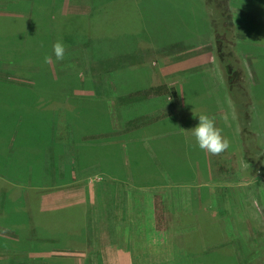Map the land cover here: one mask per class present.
<instances>
[{
  "label": "rangeland",
  "instance_id": "obj_1",
  "mask_svg": "<svg viewBox=\"0 0 264 264\" xmlns=\"http://www.w3.org/2000/svg\"><path fill=\"white\" fill-rule=\"evenodd\" d=\"M38 1L0 0L6 3L4 13L13 14L9 22L15 33L0 44V158L17 164L23 153L41 148L43 140L51 141L48 124L60 113L59 103L64 105L59 116H76L77 136L85 129L84 134H95L101 123L100 130L114 134L122 127L121 109L126 115L141 112L145 117L173 114L177 123L171 122L170 136L162 132L164 147L147 148L150 160L144 153L139 157L136 148L142 145L135 141H128L129 150L124 148L122 168L133 176H149L141 170L143 164L149 171L166 167L171 178L167 175L162 184L151 176L157 184L140 191L121 188L118 182L116 189L127 206V212H120L126 217L116 230L118 239L135 246V264H215L202 259L207 255L200 252L214 247L219 264V246L226 252L232 249L241 264H264V22L246 26L243 14L246 9L251 18L264 19V0H50L46 18L54 15V5L62 13L53 25H44V34L38 31L37 18L29 17L48 2ZM64 12L88 17H65ZM109 37L120 46L107 43ZM57 40L66 49L61 61L52 52ZM101 51L102 58L93 57ZM45 56L51 57L48 63ZM224 56L230 58L225 65L220 59ZM228 81L235 82L232 91ZM17 82L34 85H13ZM161 83L175 84L186 105L178 104L172 94L140 101L132 100V91L124 92L126 87ZM244 89L248 99L241 102ZM208 105L218 109L221 118L214 112V122L229 142L236 132L233 126L239 125L242 145L215 156L200 148H181L180 114L199 115ZM235 114L240 121L232 122ZM66 121L60 123L67 126ZM51 144L50 148L63 145ZM93 149V158L98 153L107 157V151ZM10 170L6 164L0 185L20 182L25 174ZM7 188L12 195L13 188ZM136 203L137 210L143 209L136 210L133 220ZM36 238L43 241V235ZM60 252L58 264L73 260L64 255L66 250ZM69 252L82 264L83 252Z\"/></svg>",
  "mask_w": 264,
  "mask_h": 264
},
{
  "label": "crops",
  "instance_id": "obj_2",
  "mask_svg": "<svg viewBox=\"0 0 264 264\" xmlns=\"http://www.w3.org/2000/svg\"><path fill=\"white\" fill-rule=\"evenodd\" d=\"M43 1L45 0H39L38 4L40 5ZM50 4V0H48L40 6V12L36 11L33 13L34 16L29 15V17L37 18L35 24L37 23L38 26L42 27L38 28L40 34H44V25L45 27L48 26L47 24L53 25L58 13H62L59 6L55 7L54 5V15L46 18L45 12H49L52 8ZM0 6V26L3 27H0L1 44L10 41L15 33L11 32L9 22L12 21L9 19L13 18V14L4 13L5 2H0ZM64 14L75 13L64 12ZM243 14L246 18V26L255 20L264 22V19L254 15L251 18L246 9ZM13 85L30 87L34 83L17 82ZM169 86L174 90L172 98L178 104L184 103V97L178 92L175 84H169ZM147 87L151 86L140 88ZM244 94L248 95L249 93L244 92ZM58 105L56 109L60 113L50 119L48 124L53 129V139L50 138L51 141L45 142L43 140L44 147L34 148L30 151V154L23 153L22 157L16 160L17 164L8 158H0L1 174L2 171L5 172L6 164L11 165L10 172L14 170L25 172L21 176L20 182L15 181L11 184L7 182L8 184L0 185V264H58L56 260L59 261L58 257L62 256L60 252L62 249L67 251L64 252L66 253L64 255L73 257V260L68 264H77V256H73L69 252L71 250H74L75 253L78 251L77 255L83 252L82 264H135V246L127 247L117 237L118 232L116 230H118V227L121 228V219L126 217L120 212H127V206L123 204V196H119V187L117 189L116 187L120 182L121 186H119L121 188L123 186H133L135 191H140L138 189L140 187L155 186L157 183L150 180L143 184L131 177L127 180V183L122 184L123 182L115 179L107 171L109 161L113 159L110 158V153L120 154L121 156L117 159V162H122L124 148L128 150V141H135L142 145V148H160V145L164 147L160 140L166 136H163L162 132L165 135L167 133V137L170 136V131L173 130L171 122H176V118L173 114H169V117L166 118H158V115L145 117L140 114L141 112H136V114L131 112L130 115H126L121 109L122 120L120 122L122 127L117 128L114 134L100 130L101 123L95 134H84L85 129L80 130L81 134L77 136L76 127L78 122L75 119L76 116L70 115L66 116L67 118L59 116L61 115V109L64 110V105L62 103ZM203 112L206 114L209 112V116L214 121L218 120L214 118V112H217V118H221L218 109L212 105H208ZM180 115L182 117L179 119L182 124L177 135L183 144L181 148H199L191 136V128L195 125L193 121L198 122V115L192 112ZM238 116V114H235L234 119H231L232 122H235V120L238 122L240 119V116L239 119ZM66 119L70 122L69 125L66 126V124L60 123L62 121L67 123ZM111 120L112 118L108 117V121ZM144 123L145 125L142 127ZM154 123L155 125H153ZM216 126L221 129L218 123H216ZM237 126L239 128L238 124L233 126L236 132L233 134L234 139L229 142V148H237V145H242ZM140 128L142 130H139ZM123 135L125 136L122 138ZM222 135L224 136L223 130ZM52 141H54V144L63 145L61 148H50ZM5 148L11 147L5 146ZM92 148H101V150L107 151V157L105 158L102 153H98L93 158L94 149L92 150ZM137 148L136 150L140 156L142 149L138 151ZM6 154L9 157L10 153L6 152ZM2 167L3 170H1ZM121 170L124 171L125 168ZM32 174H34V177ZM7 187L13 188L12 195H9ZM136 205L137 203L135 206L133 204V216H130L133 220L137 216L135 214ZM139 205L142 207L143 203L139 202ZM61 210L65 211L58 212ZM140 210L137 211L140 212ZM118 211L120 215L117 213ZM79 219L83 227L77 228L76 225ZM37 227L40 228L37 230ZM62 227L68 229V238L61 245L58 244L59 241L55 237L58 235L59 230H62ZM80 233L84 234L82 242L70 239V235L75 236ZM41 235H43V241L36 238ZM86 246L91 247L90 252L85 249Z\"/></svg>",
  "mask_w": 264,
  "mask_h": 264
},
{
  "label": "trees",
  "instance_id": "obj_3",
  "mask_svg": "<svg viewBox=\"0 0 264 264\" xmlns=\"http://www.w3.org/2000/svg\"><path fill=\"white\" fill-rule=\"evenodd\" d=\"M73 16L75 18L76 17H80V16L88 17V16L83 15V14H65V17H73ZM218 28H219V26L216 27V31L218 33H220V30ZM90 38H95V37H90ZM109 39H110V37H109ZM112 41H115L120 46V44H119L120 41L117 42L116 38H112V39L108 40L107 43H111V45L115 44ZM222 42H225V41L222 40ZM100 54H102V51L100 53H98L97 55L93 56V57L100 59V58H102V56ZM119 54H121V53H119ZM220 59H222V62H223L224 65H225V63H227L230 60V58L228 56H226V57L224 56V57H222ZM75 75H76V77H78L77 74H75ZM232 83H235V82H231V81L227 82L228 87H229L228 90H230V91L233 90V84ZM127 86H129V84ZM239 87L242 88L241 86H239ZM126 88H128V89H126L124 92H126L128 90L132 91V92L128 93L130 97H133L132 100L140 99V101L143 100L144 97H146V98H154V97H158V96L160 97V96H164V95H168V94L174 93L173 88L170 87L166 83H161V84H157V85H154V86H151V87L133 89V90H130V88H133L132 86L131 87H126ZM244 91H246V89H244ZM246 93H247V91H246ZM141 96H142V98H141ZM247 98H248L247 95H245L244 92H243L242 99L241 98H239V99L242 102V100H246ZM130 103L131 102H129V103L125 102L124 104L129 105ZM246 132H247V130H245V134H246ZM141 149L142 150H141V154H140L139 157H141V155L144 153L143 157H145V158L150 160V154L148 152L149 150L147 148H141ZM128 150H129V148H128ZM114 152H115V150H114ZM110 154H111L110 158H113V159H112V161L111 160L109 161V166H108V170L107 171L111 174V176H113L115 179H117V180H119L121 182L129 180L131 177H133L135 180L140 181L141 183L145 184V182L151 180V179H149L151 176L156 175V178L161 180L162 184H165L167 179H168V178H166L167 175L169 176V178H171V174L166 169L165 166H164L165 169H159L158 167L154 166L153 168H150V171H149V169L145 168L143 166V164L141 165V170H143V172H145V173H149V176L148 177L147 176H142V175L133 176L132 172L130 170H126V169L124 171L121 170L122 167H123V163L122 162H117V159L121 156L120 154L119 155H117V153L113 154V152H111ZM160 157H162V154L160 155ZM181 157H183V156H181ZM156 161H157V159H156ZM114 165L118 167L116 170L113 169ZM154 183H156V182H154ZM64 211L65 210H61V211H58V212H64ZM76 226H77V228L78 227H83V225L81 224V220L80 219H79V222H77ZM67 231H68V229L66 227H62V230H59L58 235H56V237H55V239L59 241L58 244L62 245L64 243L65 239L68 238ZM47 238H50V237H47ZM70 239L71 240L74 239L75 241H78V242L81 241L82 242L84 240V234L80 233V234H76L75 236L72 234V235H70ZM219 247H220L219 264H241L240 263L241 261L237 258L236 254L233 253L234 251L232 249H230L228 252H226V251H224L225 247H222V246H219ZM214 249H215V247H214ZM214 249L209 251V253H206L207 250L200 251V252H202L204 254L205 257L207 255L206 258H202V259H205L208 262L216 264V262L218 260V255L217 256L215 255L216 251ZM244 249H245V247H244Z\"/></svg>",
  "mask_w": 264,
  "mask_h": 264
},
{
  "label": "clouds",
  "instance_id": "obj_4",
  "mask_svg": "<svg viewBox=\"0 0 264 264\" xmlns=\"http://www.w3.org/2000/svg\"><path fill=\"white\" fill-rule=\"evenodd\" d=\"M65 45L62 41L57 40L52 44V52L57 61H61L65 57ZM51 57L45 56V63H48ZM198 122L191 128V136L195 140L196 145L210 155H219L225 152L230 143L227 138L222 135V130L218 128L206 113L197 116Z\"/></svg>",
  "mask_w": 264,
  "mask_h": 264
}]
</instances>
